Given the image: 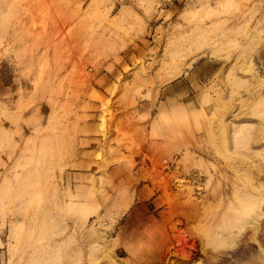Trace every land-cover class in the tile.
Returning <instances> with one entry per match:
<instances>
[{
    "label": "rangeland",
    "instance_id": "374dc122",
    "mask_svg": "<svg viewBox=\"0 0 264 264\" xmlns=\"http://www.w3.org/2000/svg\"><path fill=\"white\" fill-rule=\"evenodd\" d=\"M242 205L264 210V0H0V264H239L264 247Z\"/></svg>",
    "mask_w": 264,
    "mask_h": 264
},
{
    "label": "bare ground",
    "instance_id": "6f19581e",
    "mask_svg": "<svg viewBox=\"0 0 264 264\" xmlns=\"http://www.w3.org/2000/svg\"><path fill=\"white\" fill-rule=\"evenodd\" d=\"M203 34V33H202ZM198 36H200V35H198ZM202 36V35H201ZM201 36H200V38H201ZM201 40V42H203L202 41V39H200ZM198 41H199V39H198ZM196 42V41H195ZM194 42V43H195ZM200 43V42H199ZM203 43H205V42H203ZM202 43V44H203ZM198 44V43H197ZM195 45H196V43H195ZM206 46H208V44H206ZM212 46V45H211ZM196 47V46H195ZM198 48H202L201 47V45H200V47H199V45H198ZM196 50H197V47L195 48ZM205 49V48H204ZM218 49V48H217ZM219 49H222V47H220ZM191 50V49H190ZM199 50V49H198ZM192 51V50H191ZM251 197H253V196H251ZM254 198V197H253ZM261 201V200H260ZM251 202V201H250ZM255 202L256 203H258L257 201H256V199H255ZM243 203H245V202H242V204ZM246 204V203H245ZM244 205V204H243ZM242 205V206H243ZM248 205H250V203L248 204ZM257 205V204H256ZM255 205V206H256ZM254 206V205H253ZM261 206V202H260V205L258 206V207H260ZM244 207V206H243ZM242 207V209H244L245 210V207H247L246 208V213H250V211H248V210H250L249 208H251L250 206H245L244 208ZM256 209H258L259 211H260V209L259 208H257V206L255 207ZM255 208L253 207V208H251V210L253 209V210H255ZM261 208V207H260ZM241 209V210H242ZM244 210H242L241 212L242 213H244ZM240 212V213H241ZM255 212V211H254ZM253 211L251 212V213H254ZM261 212V214L262 215H264V210L263 211H260ZM248 213V215H250ZM245 214V213H244ZM246 215V214H245ZM248 215H246V216H248ZM246 216H245V218H246ZM236 217V216H235ZM244 217V216H243ZM237 218H239V216L237 217ZM245 218H243V219H245ZM259 221L260 219L259 218H255L254 220H251V225H252V227L251 228H249L248 230L249 231H251L250 232V237H252L255 241H256V238H257V234H258V237L261 235V234H264V226H263V223H264V220H262V222H261V226H262V229H261V231L260 232H262L261 234H260V232L258 233V231H259V222H257V220ZM238 221V219L236 220V222ZM240 221H241V218H240ZM240 221H238V223L240 222ZM200 225L202 224V223H199ZM198 224V225H199ZM204 224H206V223H204ZM204 224H202L203 226H204ZM210 224V223H209ZM208 224V225H209ZM229 224H231L230 222H229ZM198 225H197V227L196 228H198ZM206 226V225H205ZM205 226H204V228H205ZM210 226V225H209ZM238 226H239V224H238ZM245 226V225H244ZM243 226V227H244ZM202 227V226H201ZM201 227H200V229H198V231H200V230H202V231H200V232H202L203 233V235H202V237H204V238H206V234H209V233H207L206 232V229L207 228H205V231H204V228H202L201 229ZM207 227V226H206ZM243 227H240V228H243ZM240 228L238 229V227L236 228V226L233 228V229H238V230H240ZM248 228V226L246 227V229ZM244 229V228H243ZM245 229V230H246ZM208 230H209V228H208ZM207 230V231H208ZM218 230V229H217ZM237 230V231H238ZM221 230L219 229V232H220ZM242 231V230H241ZM241 231H238V232H241ZM199 232V233H200ZM204 232H205V234H204ZM209 232V231H208ZM217 232V231H216ZM218 232V233H219ZM233 232V230L231 229V231H229V233L230 234H226V233H223L222 235H220L221 237H218V234H217V236L214 234V236H216V237H214V239L215 238H217V240L219 241V243H218V241L216 240L215 242H217V243H215L216 244V247L214 248V247H212V249H209V250H211V251H214V252H217V251H219V253H220V251H222V249L220 248V246H219V244L221 245V244H224V242H226L228 239H231V241H230V244L231 243H233V242H235L236 241V239L238 238V236L239 235H237L238 234V232H236V233H232ZM248 232V231H247ZM201 233V234H202ZM240 234V233H239ZM206 235V236H205ZM212 235V234H211ZM213 237V236H212ZM209 238V237H208ZM212 239V238H211ZM227 239V240H226ZM207 241H209V240H207ZM213 241V240H212ZM210 242V241H209ZM214 242V241H213ZM213 242H212V245L214 246L215 244H213ZM207 243V242H206ZM206 243L204 244L205 246H206ZM211 244V243H210ZM234 244V243H233ZM208 245H209V243H208ZM227 245V243L224 245V246H222V247H225ZM258 245H259V248L258 249H255V248H253V247H247V248H245V249H243V252H242V256H243V260L242 261H239V264H264V247L262 246V243H258ZM205 246H203V248L205 247ZM210 246V245H209ZM228 246V245H227ZM229 246H231V245H229ZM208 253H209V251H208ZM176 256L179 258V259H181V261L182 262H172L173 264H208L206 261H204V260H201V259H199V260H195V259H193L192 258V256L188 253V252H185V251H177L176 253ZM234 255V254H233ZM108 257V256H107ZM210 259L211 260H213L214 262V264H220L221 263V260H223V258H221V256H220V254H218V253H213V254H210ZM109 259H110V256L108 257ZM232 258L234 259V258H236V256H232ZM217 259H219V260H217ZM112 260V259H111ZM115 260V259H114ZM110 261V260H109ZM232 262H234V260H232ZM213 263H210V264H213ZM117 264V263H116ZM120 264V263H119Z\"/></svg>",
    "mask_w": 264,
    "mask_h": 264
}]
</instances>
